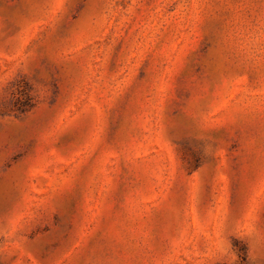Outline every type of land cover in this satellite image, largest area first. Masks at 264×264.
I'll use <instances>...</instances> for the list:
<instances>
[{
	"label": "rangeland",
	"instance_id": "obj_1",
	"mask_svg": "<svg viewBox=\"0 0 264 264\" xmlns=\"http://www.w3.org/2000/svg\"><path fill=\"white\" fill-rule=\"evenodd\" d=\"M0 264H264V0H0Z\"/></svg>",
	"mask_w": 264,
	"mask_h": 264
}]
</instances>
